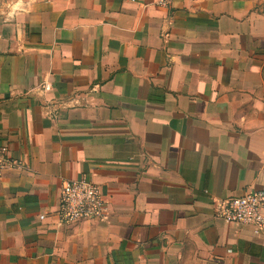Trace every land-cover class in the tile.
Here are the masks:
<instances>
[{"label":"crops","instance_id":"1","mask_svg":"<svg viewBox=\"0 0 264 264\" xmlns=\"http://www.w3.org/2000/svg\"><path fill=\"white\" fill-rule=\"evenodd\" d=\"M258 0H0V264H264L215 216L264 190ZM107 219L60 224L66 179Z\"/></svg>","mask_w":264,"mask_h":264},{"label":"built area","instance_id":"2","mask_svg":"<svg viewBox=\"0 0 264 264\" xmlns=\"http://www.w3.org/2000/svg\"><path fill=\"white\" fill-rule=\"evenodd\" d=\"M170 1L157 0L165 6ZM14 166H19V163L9 155L5 146L0 145V169ZM214 213L228 223L248 225L253 234L264 235V190H246L240 195L218 199L214 205ZM56 215L60 224L67 225L79 221H105V193L84 175L66 179Z\"/></svg>","mask_w":264,"mask_h":264},{"label":"rangeland","instance_id":"3","mask_svg":"<svg viewBox=\"0 0 264 264\" xmlns=\"http://www.w3.org/2000/svg\"><path fill=\"white\" fill-rule=\"evenodd\" d=\"M255 9L260 12V16L264 17V0H258V6L254 7ZM263 43H264V32H263ZM260 77H261V89L264 97V58H263V64L260 69Z\"/></svg>","mask_w":264,"mask_h":264}]
</instances>
